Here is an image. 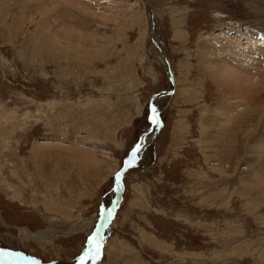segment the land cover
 <instances>
[{"label": "rangeland", "instance_id": "rangeland-1", "mask_svg": "<svg viewBox=\"0 0 264 264\" xmlns=\"http://www.w3.org/2000/svg\"><path fill=\"white\" fill-rule=\"evenodd\" d=\"M91 1L0 0V264H76L118 171L84 264H264V114L224 125L200 64L216 45L258 58L227 30L230 0Z\"/></svg>", "mask_w": 264, "mask_h": 264}, {"label": "bare ground", "instance_id": "bare-ground-1", "mask_svg": "<svg viewBox=\"0 0 264 264\" xmlns=\"http://www.w3.org/2000/svg\"><path fill=\"white\" fill-rule=\"evenodd\" d=\"M86 1H89V0H86ZM91 2H94V0H92ZM228 2H230L231 7H230V10L228 13L229 19L226 18L227 20L225 22L229 23V25L232 24L230 27H232L234 29L228 27L227 30L228 31H234L236 33H238L240 31L239 34L241 36L245 37V39L247 40V44H252L253 47L255 46V50L253 48H250V49L254 50L255 52L257 51L259 53V55L257 56L258 58L255 59L256 62L255 61H252V62L248 61V60H250V59H248L247 61H243V63H245V65L243 63H242L243 65H239L236 62H235V64L231 63V62H234V60L236 61V57L239 56V55H236V49L237 48L234 50L233 45H232L233 47H230V46L229 47H222V46L216 45V46H213L215 48V49L214 48L212 49L213 51L209 52L207 50V52H206L204 50V52H203V57L200 60L202 70L206 74L208 79H210L213 82L212 84H214V86L216 88V92L217 91L219 92V96L221 94L222 98L227 100L226 105L220 106L221 105L220 104L215 109V113L217 115L221 116L225 120L224 125H226V126H228L229 124H232L246 110H247L246 116H248V117H253L254 115L264 114L263 106H261V105L256 106V104L254 103L255 100H260V99L264 98V12H263V8L260 6L261 2H259L257 0H230ZM97 16L99 18L100 15H97ZM103 19H104V16H103ZM225 22L220 23L219 25L222 26V24L224 25ZM242 28H244V29H242ZM153 30L154 31H153V35H152V40H153L155 45L156 44L159 45V41H158L159 39H158L156 30L154 28H153ZM242 30L244 31L243 34H242ZM211 34H213V33H211ZM227 34L228 33H226V35ZM233 35H235V34L232 33V35H230V36L233 38L234 37ZM230 36H228V37H230ZM88 39L89 40L91 39V41L93 42L91 37ZM226 39H225V41H226ZM84 40H86V38ZM220 43H221V41H220ZM236 43H239V41ZM90 44H91V42H90ZM211 44H212V42H211ZM228 44H229V42H228ZM157 45H156V48H159ZM237 45L238 44H236V46ZM224 46H226V43ZM215 54L218 55L215 59H220L219 62L216 61L215 63H210L209 61L204 60V56H206L205 58L209 57L210 59H212L211 57L215 56ZM243 55H244V53H243ZM243 55H242V57H243ZM248 55H250V54H248ZM224 56L229 57L231 60L230 59L224 60ZM244 58H242V59H244ZM248 58H249V56H248ZM244 60H246V59H244ZM159 63L160 64L162 63L167 67V65L165 64V62L162 58H161V61ZM169 76H170V73L168 71V77ZM172 85H173V82H172L171 86ZM173 88H174V85H173ZM166 95H167V93H166ZM234 100H236L237 102H233ZM248 100L250 102H248ZM156 103H157V98H153L151 105H152V108L156 109V115H157L158 108L156 106ZM249 119L250 118H248L246 120L248 122V124L246 122L245 126L251 125L253 119H250V121H248ZM240 127L241 126H238L237 128H240ZM157 128H158V125H156V126L152 125V128L149 129L139 139V147H141V145H144L149 139H151L154 136L153 134L155 133V131H157ZM234 129H236V128H233V130ZM237 136H239V135H237ZM253 143H254L253 146L258 147V148L260 146V148H262V147H264V138L255 140V142H253ZM131 154H130V158H131ZM254 154H255V152H254ZM249 157H251V156H249ZM249 160H251V159H249ZM120 192H121V189L119 191H115L114 194L112 195V198L110 199V201L108 203L109 205L107 204V207L101 209L100 214H99V219L96 220V222L94 223L95 225L93 226V230L90 231V233L88 234L89 238L95 233V231L97 229H99V232H101V229L104 227V225L106 226L107 223L110 221L111 217L108 216L107 209H111L112 214H113V211L115 210V207H116L117 203L119 202ZM0 221H2V220L0 219ZM19 230H21V229H19ZM49 231H51V230H49ZM21 232L24 234V237L31 239V240H34V241H38L41 244L46 242V240H47V236L45 235L47 230L46 231L41 230V231L36 232L35 234H33V232L28 233V231H21ZM98 238L99 237H97V239ZM88 247H89V245L86 247L85 251L88 249ZM82 255H83V253H82ZM85 261H86V259H85Z\"/></svg>", "mask_w": 264, "mask_h": 264}, {"label": "snow or ice", "instance_id": "snow-or-ice-1", "mask_svg": "<svg viewBox=\"0 0 264 264\" xmlns=\"http://www.w3.org/2000/svg\"><path fill=\"white\" fill-rule=\"evenodd\" d=\"M151 112H152V116L150 117V119H151L152 125L153 126L159 125L160 121H159L158 116L156 115V109L152 108ZM138 155H139V146H137L135 149H133L130 160L128 162H126L128 167H130L135 162V159ZM124 170L126 171L127 169L125 168ZM122 180H123V172L118 171L114 175L115 191H119L121 189ZM107 214L109 217H111L112 216V210L107 209ZM97 237H100V239L98 240ZM101 240H102V236L99 232V229H97L95 231V233L89 238V240H88L89 247L83 253V255H81L79 257L78 264H84V261L87 258H91L92 260H96L99 258L100 254H101V247H102Z\"/></svg>", "mask_w": 264, "mask_h": 264}, {"label": "water", "instance_id": "water-1", "mask_svg": "<svg viewBox=\"0 0 264 264\" xmlns=\"http://www.w3.org/2000/svg\"><path fill=\"white\" fill-rule=\"evenodd\" d=\"M152 19V18H151ZM152 25H153V28H154V24L152 23ZM160 48V47H159ZM158 52H159V55L161 56V58L164 60V61H166L165 60V57H164V55H163V53H162V51H161V49H158ZM167 72V71H166ZM170 78V77H169ZM171 82H172V80H171ZM164 95H166V92H164L163 93ZM137 146H139V142L132 148V151H133V149H135ZM141 147H139V149H140ZM130 160V159H129ZM128 162V161H127ZM123 167H124V169L127 167V164L126 163H124V165H123ZM128 168V167H127ZM123 169V170H124ZM121 193H122V187H121ZM120 200V199H119ZM102 233L103 232H101V235H102ZM99 240V239H98ZM82 255V254H81ZM88 259V258H87ZM86 259V260H87ZM78 261H79V258L77 259V263L76 264H78Z\"/></svg>", "mask_w": 264, "mask_h": 264}, {"label": "crops", "instance_id": "crops-1", "mask_svg": "<svg viewBox=\"0 0 264 264\" xmlns=\"http://www.w3.org/2000/svg\"><path fill=\"white\" fill-rule=\"evenodd\" d=\"M95 1H97V0H95Z\"/></svg>", "mask_w": 264, "mask_h": 264}]
</instances>
